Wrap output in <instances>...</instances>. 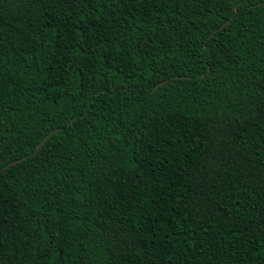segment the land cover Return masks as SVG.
<instances>
[{
	"label": "trees",
	"instance_id": "trees-1",
	"mask_svg": "<svg viewBox=\"0 0 264 264\" xmlns=\"http://www.w3.org/2000/svg\"><path fill=\"white\" fill-rule=\"evenodd\" d=\"M0 168V264H264V0H0Z\"/></svg>",
	"mask_w": 264,
	"mask_h": 264
},
{
	"label": "water",
	"instance_id": "water-1",
	"mask_svg": "<svg viewBox=\"0 0 264 264\" xmlns=\"http://www.w3.org/2000/svg\"><path fill=\"white\" fill-rule=\"evenodd\" d=\"M53 132V130H50V131H48L41 139H40V141L36 144V146H35V149H34V152H36V151H38L39 150V148L42 146V144L45 142V140L48 138V136L50 135V133H52ZM33 152V153H34ZM26 156H21V157H19V158H16V159H13V160H11V161H9V162H7L3 167H7V166H9V165H12L13 163H15V162H17V161H20V160H22V159H24ZM3 167H1V168H3ZM0 168V169H1Z\"/></svg>",
	"mask_w": 264,
	"mask_h": 264
}]
</instances>
